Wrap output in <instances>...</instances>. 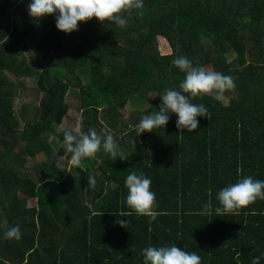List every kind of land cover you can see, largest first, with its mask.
Here are the masks:
<instances>
[{"label":"trees","instance_id":"1","mask_svg":"<svg viewBox=\"0 0 264 264\" xmlns=\"http://www.w3.org/2000/svg\"><path fill=\"white\" fill-rule=\"evenodd\" d=\"M29 3L0 0V264H143L146 247L173 245L195 251L201 264H251L256 256L264 264V200L240 215L215 214L221 189L247 176L264 181V0H143V16L123 13L126 27L93 17L71 33L56 28L55 15L31 18ZM31 48L44 69L25 63ZM180 56L196 67L205 59L235 89L191 99L208 110L192 133H180L172 114L166 126L137 136L135 126L159 110L166 90H180L185 73L173 64ZM6 73L35 78L43 98L30 117L14 115L16 82ZM69 89L77 92L76 120L65 118ZM127 104L133 110L123 119L117 109ZM78 121L85 133L110 131L127 159L101 147L79 168H53V156L70 161L63 135ZM35 154L51 170L46 176L22 169ZM132 172L151 180L158 213L151 224L127 215ZM209 201L212 214H201ZM16 225L21 239H6Z\"/></svg>","mask_w":264,"mask_h":264},{"label":"clouds","instance_id":"2","mask_svg":"<svg viewBox=\"0 0 264 264\" xmlns=\"http://www.w3.org/2000/svg\"><path fill=\"white\" fill-rule=\"evenodd\" d=\"M143 0H30L27 12L33 19H41L48 15H55L56 28L65 33L78 30V22H87L95 17L99 22L105 20L114 22L118 27H126L128 18L133 11L143 16ZM173 64L185 77L179 85L180 90L168 89L160 97L159 110L152 115L144 116L135 126L137 136L145 132H153V129H161L166 126L172 114H175L176 128L180 133L186 129L188 133L194 132L199 127L197 117H207V108L203 104H194L191 99L207 95L219 99L225 92L234 90L236 85L231 76L223 73L206 70L204 67L193 66L191 60L180 56L173 60ZM62 146L71 154L70 164L79 168L85 158H94L96 153L103 148L105 153L112 157L126 160V156L119 150L114 135L105 129L98 134L95 129H89L87 133L82 131V121H78L74 128L66 129L63 135ZM95 177L87 178V189L96 186ZM151 180L142 173L129 174L125 181L128 189L126 198L127 207L137 216L149 218V223L155 221L158 213L155 193L150 190ZM264 200V181L256 180L251 176L240 179L237 183L221 189L217 194L219 207L215 208V214L226 216L228 214L240 215L242 209L256 202ZM201 214L211 215L212 206L209 201L203 206ZM120 217H123L119 214ZM114 223L126 228L125 219L117 218ZM8 240H20L19 225L9 228L5 234ZM143 264H201V257L195 251L186 252L179 247H146L143 249ZM261 257H253L251 264H260Z\"/></svg>","mask_w":264,"mask_h":264},{"label":"rangeland","instance_id":"3","mask_svg":"<svg viewBox=\"0 0 264 264\" xmlns=\"http://www.w3.org/2000/svg\"><path fill=\"white\" fill-rule=\"evenodd\" d=\"M221 41V39L219 38ZM34 39H30L29 45L32 44ZM158 49L161 54H168L170 49L166 42L163 39H158ZM25 56V63L29 66L31 72L40 71L41 69L45 68V63L40 59L39 54L34 49H29L28 51L24 52ZM225 58L229 60L230 58H233V54H225ZM199 62L202 67H204L206 70H209L208 63L205 59H199ZM7 74V77L10 81L16 82V88H15V102L13 105V113L20 121L25 116L30 117L31 113L33 112V104L37 105L39 104L40 100L43 98V95L41 93H37L35 90V78L32 76H24L20 77L18 79H14V77L11 74ZM77 92L73 89H69L67 93H65V100L69 104V110L66 112L65 118L69 120H76L78 117V111L75 110V105H77L76 100ZM143 95L141 96V98ZM225 99H222V102L225 103ZM131 110H133L132 106L127 104L121 109H117L118 116L122 117L123 119H126ZM63 122V121H62ZM61 128V125L59 126ZM49 139L53 138L49 137L47 138V141ZM52 150L55 149V144L50 146ZM53 156V155H52ZM43 155L42 154H35L31 158H26L24 163L21 164V167L23 170H28L30 175H37L38 170L40 169L44 176H46L47 173H49L51 170H48L43 164ZM51 166L53 168H56L57 170L66 173L68 170V166L70 164V161L65 160L64 158H60L57 156L52 157ZM40 175L38 174V177ZM27 206H35V200L29 199Z\"/></svg>","mask_w":264,"mask_h":264}]
</instances>
